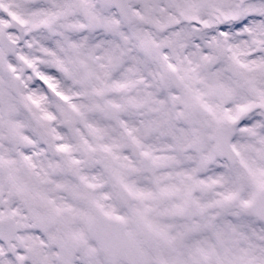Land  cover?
I'll return each mask as SVG.
<instances>
[{
  "label": "snow or ice",
  "instance_id": "1",
  "mask_svg": "<svg viewBox=\"0 0 264 264\" xmlns=\"http://www.w3.org/2000/svg\"><path fill=\"white\" fill-rule=\"evenodd\" d=\"M0 264H264V0H0Z\"/></svg>",
  "mask_w": 264,
  "mask_h": 264
}]
</instances>
